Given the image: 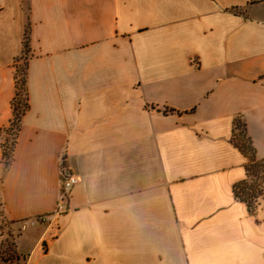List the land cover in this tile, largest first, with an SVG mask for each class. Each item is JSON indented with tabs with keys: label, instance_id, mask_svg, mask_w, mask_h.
Wrapping results in <instances>:
<instances>
[{
	"label": "crops",
	"instance_id": "obj_1",
	"mask_svg": "<svg viewBox=\"0 0 264 264\" xmlns=\"http://www.w3.org/2000/svg\"><path fill=\"white\" fill-rule=\"evenodd\" d=\"M252 2L0 0V224L20 264H264V188L252 214L232 195L235 120L264 160ZM61 167L66 211L18 229L54 211Z\"/></svg>",
	"mask_w": 264,
	"mask_h": 264
},
{
	"label": "trees",
	"instance_id": "obj_2",
	"mask_svg": "<svg viewBox=\"0 0 264 264\" xmlns=\"http://www.w3.org/2000/svg\"><path fill=\"white\" fill-rule=\"evenodd\" d=\"M27 42H22V55L17 61L24 60L28 54ZM25 62L15 67V94L11 103L12 121L10 129L17 126L22 114L27 109L24 87ZM21 78V80L19 79ZM230 143L246 158L244 165L245 178L232 185L234 199L243 203L249 214L254 212L258 198L264 187V160H257L250 139L246 134L244 123L235 120L232 124Z\"/></svg>",
	"mask_w": 264,
	"mask_h": 264
},
{
	"label": "built area",
	"instance_id": "obj_3",
	"mask_svg": "<svg viewBox=\"0 0 264 264\" xmlns=\"http://www.w3.org/2000/svg\"><path fill=\"white\" fill-rule=\"evenodd\" d=\"M59 176L58 199L54 211L47 215H38L30 220L22 221L21 225L23 227H32L34 225L49 223L52 219L66 211L68 195L72 186L76 184L77 178L75 175L69 172L67 173L62 167L59 170Z\"/></svg>",
	"mask_w": 264,
	"mask_h": 264
},
{
	"label": "rangeland",
	"instance_id": "obj_4",
	"mask_svg": "<svg viewBox=\"0 0 264 264\" xmlns=\"http://www.w3.org/2000/svg\"><path fill=\"white\" fill-rule=\"evenodd\" d=\"M258 1H264V0H258ZM19 79L21 80V78ZM10 131H11L10 139L8 138V141L12 140L11 138L12 129H10ZM260 202L264 203V195H263V201H260ZM20 227H23V226L20 224L18 229H20ZM18 234H19L18 232L16 233L12 230H9L7 224L5 223L0 224V264H20L21 263V261L18 260V257L16 256V254H14V251H13L14 235H18Z\"/></svg>",
	"mask_w": 264,
	"mask_h": 264
}]
</instances>
